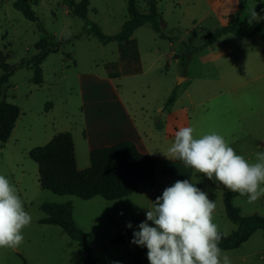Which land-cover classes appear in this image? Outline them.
Here are the masks:
<instances>
[{
	"label": "rangeland",
	"instance_id": "1",
	"mask_svg": "<svg viewBox=\"0 0 264 264\" xmlns=\"http://www.w3.org/2000/svg\"><path fill=\"white\" fill-rule=\"evenodd\" d=\"M15 1L0 0V100L17 105L21 114L9 140L0 141V175L15 185L32 222L22 230L24 243L0 248V264H87L81 243L60 227L41 222L46 218L42 204L66 202H72L74 220L99 264H134L137 246L111 240L128 228L127 222L133 225L128 229L138 231L152 201L179 180L160 173L154 191L145 184L129 198L113 201L55 194L40 186L39 168L29 151L60 132H71L83 161L84 148L98 147L95 136L111 137L101 146L128 136L115 137L112 128L95 131L100 122L110 127L122 119L129 129L137 127L149 152L161 160L158 169L165 163L167 173L173 169L166 163L174 160L168 149L181 127L192 126L194 138L215 132L253 163L255 154L264 152V28L250 37L226 33L203 50L195 49L228 22L244 31L260 20L258 0H157L163 17L159 32L146 23L124 44L100 42L65 0H29L36 21L26 19ZM136 2L147 13V0ZM87 17L104 34L116 35L129 18L128 1L90 0ZM43 39L57 52H49L41 66L43 83L36 85L32 64ZM172 93L173 112L166 105ZM94 111L100 112L98 123ZM190 182L216 201L213 222L223 234H232L237 225L224 205L230 190L201 173ZM232 203L242 215L264 216V196L248 203L238 194ZM226 251L232 264H264V232Z\"/></svg>",
	"mask_w": 264,
	"mask_h": 264
},
{
	"label": "trees",
	"instance_id": "2",
	"mask_svg": "<svg viewBox=\"0 0 264 264\" xmlns=\"http://www.w3.org/2000/svg\"><path fill=\"white\" fill-rule=\"evenodd\" d=\"M72 11L85 22V30L93 32L100 42H130L134 32L146 23L159 32L163 17L157 7V0H147V13H142L136 0L128 1V16L122 29L116 35H106L100 27L87 17L90 0H65ZM14 7L20 11L26 19L36 21L37 16L31 7L29 0H17ZM243 7L241 3L240 8ZM257 9L262 14L258 21L242 31L237 24L226 23L214 33L205 37L204 45L196 47L197 51L219 39L223 34L233 33L240 37H250L264 28V1L258 0ZM74 38V37H71ZM38 53L33 58L32 81L36 85L43 83L42 63L46 60L50 50L49 43L43 39L37 44ZM0 53V60L2 59ZM187 65V62L184 63ZM1 68L9 72L10 69L1 61ZM175 93L169 97L166 105L173 103ZM20 108L6 100H0V141L6 143L14 130L20 117ZM30 158L38 165L39 184L43 189L52 191L58 195H74L83 200H90L100 196L107 201L119 200L135 193L142 184L154 187L159 177V161L148 153L139 150L137 145L129 139L120 140L112 145L96 147L90 151V166L84 170L77 168L75 145L70 132H60L53 136L51 141L29 151ZM183 163L180 160L175 159ZM238 193L232 191L224 194V205L229 220L237 225V229L229 235L224 234L219 247L221 249H233L247 241L257 230H264V216L242 215L232 201ZM41 210L46 213V218L41 222L47 225L60 227L71 239L84 246L87 264H99V260L93 258L85 233L77 226L74 217L72 202L44 203ZM133 231L123 228L120 233L111 240L113 244L131 243ZM137 246V245H136ZM134 255V264H148L147 248L137 246Z\"/></svg>",
	"mask_w": 264,
	"mask_h": 264
},
{
	"label": "clouds",
	"instance_id": "3",
	"mask_svg": "<svg viewBox=\"0 0 264 264\" xmlns=\"http://www.w3.org/2000/svg\"><path fill=\"white\" fill-rule=\"evenodd\" d=\"M193 133L192 126L175 132L168 149L172 158L246 196L248 203L264 196V152H257L253 163L237 154L223 136L213 132L194 138ZM216 207V201L190 180H177L152 201L131 243L147 248L149 264H232L229 253L219 247L224 234L213 222ZM31 222L17 188L0 175V248L15 249L24 243L22 230ZM126 226L133 227L131 222Z\"/></svg>",
	"mask_w": 264,
	"mask_h": 264
},
{
	"label": "crops",
	"instance_id": "4",
	"mask_svg": "<svg viewBox=\"0 0 264 264\" xmlns=\"http://www.w3.org/2000/svg\"><path fill=\"white\" fill-rule=\"evenodd\" d=\"M157 7H158V2H157ZM158 10H159V8H158ZM124 43H127V42H123V44ZM137 57L139 58V55H137ZM137 57L134 59V61H138V58ZM118 104H119V106L122 109L125 108V106L123 105V103L121 101H119ZM174 108H175L174 105H171L170 106V109H171L172 112L174 111ZM83 111H84V109H83ZM92 116H93L94 120L98 123L99 119H96V117L100 118V112L99 111H94L93 114H92ZM102 124H105V122H100V124H97L96 125L97 128L95 129V131L104 132L105 129L112 128L113 131H114V133H115V137H119L121 135L123 136V135H126L127 134L128 136L121 138V140H123V139L132 140L137 145V147L139 148L140 151L145 152V153H148V154H150L152 156V154L147 149V147H146V145H145V143H144V141H143V139L141 137V134L139 133V131H137V127L132 126V129H129V127L126 125V123L124 121H122V119H118L117 122H115L113 124H110L109 123L110 124V127H108V126H101ZM160 127H163V126L160 125ZM130 131L133 133L132 136L129 135L130 134ZM66 132H68V131H66ZM95 138H96V141L99 143L98 144V147H103V146L100 145V143L103 142V141H109L111 137H106L105 135H98V136H95ZM112 138L114 139V137H112ZM73 141H74V145H75L77 168L79 170H84V169H86V168H88L90 166V151L93 148H96V147L94 145H90V146L87 147V149L84 148L85 149V157H84V160L82 161V160H80L77 157L75 138H73ZM116 142H118V141H116ZM110 145H112V144H110ZM105 146H108V145H105ZM154 158H156V157H154ZM156 159L159 161V165H160L161 164V160H159L158 158H156ZM166 164H169L170 165V167L173 169L172 172H168L167 173V172H165V170H163V168L165 167V163H164V164H162L161 168L158 169V173L159 174L160 173L162 175L168 174V175H170L171 178L179 179V180H185V179L191 180L192 177L197 174L192 168L185 167V165L183 163L178 162L175 159L174 160H171L170 162H168ZM142 185H145V184H142ZM142 185H140L139 188ZM155 186H156V184H155ZM155 186L154 187H151L152 191L155 190ZM139 188H138V190H139ZM138 190L136 192H138ZM129 197H126V198H129ZM126 198H123V199H126ZM260 230L264 232L263 229H257L255 232L260 231ZM250 237H249V239H250ZM247 241H245L244 243H246ZM244 243H242L239 247H241ZM239 247H237V248H239ZM237 248H233V249H237ZM225 250H232V249H225Z\"/></svg>",
	"mask_w": 264,
	"mask_h": 264
}]
</instances>
